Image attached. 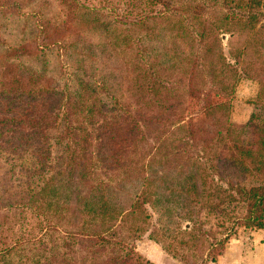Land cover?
Segmentation results:
<instances>
[{
    "label": "trees",
    "instance_id": "obj_1",
    "mask_svg": "<svg viewBox=\"0 0 264 264\" xmlns=\"http://www.w3.org/2000/svg\"><path fill=\"white\" fill-rule=\"evenodd\" d=\"M246 2L254 10H264V0ZM58 4L65 22L67 5L61 0ZM256 12L250 11L245 18L235 17L236 22L249 23L252 29L257 24L264 27V11ZM53 17H45L46 23L34 17L33 26L43 29L47 41L53 33L48 28L55 25ZM54 41L62 43L60 50L67 53L68 45L63 40ZM221 65L230 64L221 61ZM200 66L202 63L192 65L186 71L180 67L175 79L136 81L134 92L142 97L134 103L137 107L132 115L125 109L107 117V112L117 108L106 109L101 100L95 102L100 81L91 87L86 81L85 86L76 80L81 87L77 97L70 96V88L63 93L66 83L60 88L38 90L33 87L37 82L29 78L23 88L1 91L2 97H11L12 115L7 120L13 127L9 135L0 131V155L4 154L7 164L0 183V264H28L33 260V255L19 251V239L13 243L4 240L11 219L7 212L20 208L36 215L43 211L56 220L70 205L77 210L71 212V218L76 220L74 227L81 223L79 227L56 228L69 238L66 244L73 247V255L67 251L59 257L55 251L50 252L51 258L41 255L46 264L51 259L57 264H154L135 253L126 241L139 237L133 234L138 228L134 229L131 221L150 217L145 205L161 210L174 223L173 237L177 233L190 238V243L176 240L194 251L190 255L174 253L184 264L216 260L229 234L223 225L229 218L224 212L227 206L234 210L244 207L242 216L234 215V224L242 221L245 227L264 229V117L258 118L257 124L252 113L244 124L237 125L230 120L229 107L226 110L221 99L203 103L190 112V90L202 81L198 76ZM146 72L154 75L152 70ZM158 93L167 98L165 105L157 103ZM215 94L222 95L217 91ZM86 123L89 127L83 125ZM49 129H56L62 138L67 130L70 140L64 144L66 151L71 148L70 155H61L57 165L51 160ZM203 208L208 213L224 212V235L215 237L210 230L201 229ZM178 220H187L189 226H178ZM149 237L162 242L153 233ZM167 247L172 250L171 242Z\"/></svg>",
    "mask_w": 264,
    "mask_h": 264
},
{
    "label": "rangeland",
    "instance_id": "obj_2",
    "mask_svg": "<svg viewBox=\"0 0 264 264\" xmlns=\"http://www.w3.org/2000/svg\"><path fill=\"white\" fill-rule=\"evenodd\" d=\"M59 1L0 0V44H3L0 46V92L23 88L22 84L29 78L37 82L32 86L38 90L40 87L60 88L66 83L63 93H68L70 88V96L77 97L81 87L76 80L86 81L91 87L95 81H100L95 102L101 100L106 109L117 108L107 112V117L121 114L125 109L132 115L136 102L142 97L134 92L136 81L175 79L180 67L186 71L192 65L202 63L198 73L202 81L197 80L190 90L189 111L221 99L224 108L229 107V118L233 123L244 124L255 113V121L260 124L258 118L264 117V27L259 28L257 24L252 29L249 23H237L235 17L245 18L250 11L262 14L263 9L250 8L246 0H61L68 11L64 22ZM35 16L44 22L45 17L54 16L55 25L48 28L53 32L48 41L43 29L33 26ZM54 39L68 45L67 53L60 50L62 43H55ZM221 61L230 65L219 66ZM147 70L154 71V75L147 74ZM233 78L234 87L230 92ZM210 83L215 84L210 87ZM204 84L206 88L202 87ZM216 91L222 95L218 97ZM0 96V131L9 135L8 131L13 127L7 120L12 115L11 97ZM156 97L157 103H167L162 93ZM107 121L111 123L109 119ZM83 125L89 127L87 123ZM46 132L53 148L51 160L57 165L61 155H70L71 148L66 151L64 147L70 142L69 136L67 130L64 138L56 129ZM6 168L4 154H1L0 183ZM144 207L150 217L132 220L133 228H138L133 234L139 237L132 236L126 241L134 247L135 253L154 264H184L174 253H193L187 245L177 242L190 243V238L177 233L176 238L173 237L174 223L169 222L161 210L148 205ZM43 208L47 211V204ZM76 211L75 206L70 205L57 220L43 211L39 215L24 208L7 212L11 219L8 221V238L4 240L13 243L19 239V251L33 255L28 264H46L41 255L51 258L54 251L56 257L62 251L72 256L73 247L66 244L69 238L64 237L63 230L81 225L74 227L76 220L71 218V212ZM244 211L243 206L235 210L231 206L225 207L224 212L229 218L223 225L229 232L228 237L216 260H207L205 264H249L256 258L252 233L258 231L264 235V229L245 227L242 221L234 224V215L240 217ZM224 212L212 210L208 213L207 208H203L199 217L203 223L201 229L210 230L215 237L224 235L221 226ZM53 223L56 225L51 229ZM178 226L187 228L189 222L178 220ZM56 228L63 230L59 233ZM152 233L162 242L150 238ZM195 235L199 236V233L195 232ZM170 242L172 250L167 247ZM47 264L57 262L51 259Z\"/></svg>",
    "mask_w": 264,
    "mask_h": 264
},
{
    "label": "crops",
    "instance_id": "obj_3",
    "mask_svg": "<svg viewBox=\"0 0 264 264\" xmlns=\"http://www.w3.org/2000/svg\"><path fill=\"white\" fill-rule=\"evenodd\" d=\"M252 235V240H254V244L256 246V250L253 251H255L254 253L257 256L255 259H252V262H250L249 264H264V240H262V237H264V235L259 234L258 231L253 232Z\"/></svg>",
    "mask_w": 264,
    "mask_h": 264
}]
</instances>
